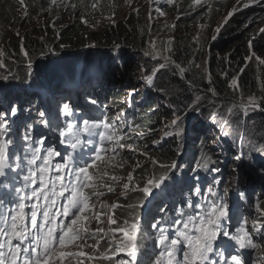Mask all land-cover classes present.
Here are the masks:
<instances>
[{"label": "snow or ice", "instance_id": "6c2138e0", "mask_svg": "<svg viewBox=\"0 0 264 264\" xmlns=\"http://www.w3.org/2000/svg\"><path fill=\"white\" fill-rule=\"evenodd\" d=\"M16 2L21 19H28L26 0ZM38 2L39 0H34V3ZM153 2L154 0H145L149 7V22L152 20ZM260 2L261 0H237V5L248 8L252 4L259 5ZM123 3L139 16L140 7H133L134 0H123ZM167 3L175 7L179 15H190L191 11L208 4V0H191L183 10L181 0H167ZM104 7L103 0H89L88 3L85 0H46V3L40 4L39 13H54L57 19L60 18L61 11L68 13L70 18L79 13L81 23L94 28L101 21L90 23L87 16L100 12L102 19L114 25L119 5L115 0H108L107 15L104 14ZM208 7L211 9V5ZM239 10L240 7L233 6L227 12L222 23L213 30L212 40L217 38L221 28ZM157 12L160 16L166 15L159 9ZM252 22L249 20L248 24ZM55 23L54 20L53 28ZM248 24L244 27L247 28ZM175 27V24L164 25L165 29ZM262 33L264 27L259 28L248 40L249 54L244 58L249 62L255 59L258 68L264 66V57L259 56L253 48L254 42ZM147 34L149 40L147 47L143 49L144 55L156 60L157 65L148 74L141 72L140 79L145 86L155 87L161 70L169 66H174L176 70L173 75L178 73L183 76L187 69L172 60L168 54L173 52L172 38L162 41L161 48L152 34L151 23ZM15 35L20 38V53L31 68L32 61L25 47L24 37L20 36L19 31ZM194 41L196 50H201L198 35L194 37ZM95 46L86 45L89 48ZM14 55L15 53L7 54L5 47L0 45V69H6V60L16 63ZM188 63L196 69L202 67L194 60ZM203 71V78L209 85L206 91L213 96L217 95L215 88L211 87V72L207 68ZM239 71L243 72L244 69ZM8 79L9 75L0 76V80ZM191 86L189 81V87ZM228 87L238 98L231 102L222 117L224 124L221 129L225 136L228 132L224 130V125L229 123L236 110L245 116L252 111H264V82L261 83L262 95L259 97L255 94L244 96L235 76ZM157 91L164 92L165 89L157 88ZM138 92L139 89L130 88L120 104L130 107L133 96ZM200 99V96L196 97L193 110L198 107ZM96 105V99H90L87 108L70 102L57 105V142L59 145H66L64 151L54 144L46 143L48 136L42 131L37 138L32 124L24 125L22 144L18 145L10 136L12 128L9 118L16 117L21 112L20 107L9 101L7 108L0 110V264H247L243 255L245 250L256 252L253 264H264V243L254 239L255 235L264 233V204L259 201L254 205L250 204L255 213L251 220V230L248 228L249 220L243 217V222L232 230L228 221L237 215L239 207L235 211L230 209L228 202L218 195L213 185H209L204 191L199 176L188 181L189 190L192 191L194 187V195L200 197L199 202L194 203L189 199L186 207L191 209L190 212L179 208L170 220H156L152 223L150 227L155 230L152 247L145 248L142 243L145 232L139 210L145 206L150 194L152 199H156L158 193L155 190L163 192L168 188L165 182L172 178L171 174L177 168V163L175 160L162 163L149 154L148 145L140 148L127 142L132 139L133 133L139 139H143L144 134L135 132L127 125L123 108L109 116L110 109L104 108L101 111L93 107ZM169 108H172L171 104ZM95 112H99V115H95ZM38 115L39 124L43 128L53 127L52 120L48 118L51 116L49 110L39 111ZM211 115L215 123L218 113L213 112ZM181 120L182 117L174 111L173 118L164 122L159 130L149 129L150 133L159 131L161 134L160 139L152 140V144L159 145L167 137H183L186 129L181 126ZM85 147L89 148L87 154L83 152ZM259 150L264 153V144L260 145ZM125 152L130 155H123ZM135 155L143 156L151 163L153 171L150 174L134 175L137 169L143 168L139 160L131 166V171L126 176L109 174V167L123 169L131 156ZM56 157L60 158L59 161L55 160ZM235 159L240 161L242 154ZM215 163L211 155L204 154L196 164V169L220 172L218 167H210ZM214 184H219L215 178ZM224 192L227 194V188ZM108 193L113 194L117 201L120 198L131 200L133 194L138 195L135 201L129 203L108 204L103 200ZM239 195L241 199L246 198L243 192ZM117 209L127 213L122 223H118L116 218ZM93 220L96 221L94 229L90 227ZM222 237L225 238V243L220 246L217 242ZM101 241L105 242L106 247H102ZM214 256L218 259L214 260Z\"/></svg>", "mask_w": 264, "mask_h": 264}, {"label": "rangeland", "instance_id": "374dc122", "mask_svg": "<svg viewBox=\"0 0 264 264\" xmlns=\"http://www.w3.org/2000/svg\"><path fill=\"white\" fill-rule=\"evenodd\" d=\"M115 2L117 3V5H119V7L116 10V15L114 17L116 23L118 21H124L125 19L131 18L133 16H134V19L138 21L139 24L146 26L147 29H149V23H151L152 34L156 38L157 45L161 48L163 47V44L161 42L166 41L169 37L173 39L178 29H181L182 31L186 30L193 42H195L194 37H197V35L199 36V44L200 46H202L201 53H200L201 55L205 51L208 54L209 52L208 50L211 49L215 43L219 42L220 33L231 22L232 18H234L235 16L239 15L242 12L249 10L251 7L253 8L256 6V4H252L250 5V7H248L249 9L242 8V6L237 5V0H233L231 5L227 6L225 9H221L218 15H215L217 12V10L215 9H213L211 13L209 12L203 13L202 7L197 8L195 11H191L190 15H179L175 7H173L172 5H169L167 3V0H154V2L151 5L152 20L149 22V20L147 19L149 7L145 4V0H134L133 7H137V6L140 7L139 16H137V14L133 12L129 7L125 6L123 3V0H115ZM208 3H209V0H208ZM233 6L240 7V10L236 12L229 19V22L221 28L220 33L217 34V38L215 40H212L211 37L214 34L213 30L219 24L222 23L224 17L227 15V12L231 10ZM182 8L181 10H183ZM157 9H159L160 12L166 13V15L160 16L159 12H157ZM103 11L105 15L108 14L109 10L107 6L104 7ZM178 15H179V19L176 18ZM73 17L79 18V13H77L75 16H72L71 18ZM69 19H70V15L68 13H65L64 11H61L59 19H57L56 16H53L52 14H48V13H38L37 15L32 16V13L29 12L28 19L23 20L21 19V13L18 11V13L14 17L0 21V45H3L5 49L8 47L10 48L12 47V44L15 45L17 43H20V38L15 35L17 31H19L21 37H24L29 31L33 30L34 28H38V27H41L42 34L41 36H36L35 38L44 40L45 42H47V44H52V42L47 41L48 40L47 36L49 35L48 34L49 32L47 31V27L49 29L55 30L57 26L68 22ZM87 19L89 20L90 23H94L95 20L101 21L96 27L94 28L89 27L92 32H99L103 28L113 25V24H110L107 20L102 19L100 12H97L94 16L92 15L87 16ZM54 20L56 21L55 28L52 27V22ZM246 20H248V18L244 20V23L241 22L243 27L245 24H247L245 23ZM258 21H259V18H257V20H255L250 25H248L249 30L248 32H246V34L248 35L245 36L247 37V39H243L241 41L238 49H237L238 46L236 45L232 46L233 48L232 51H235L234 55L236 53L240 54V57H237V59L235 60V64L237 65L242 59V61H244V66L241 69L245 68L247 71H249V73H252L255 76L254 78L255 84L252 87L244 88L243 86L240 85L244 96H248L249 94H255L257 97H259L262 95L260 89H261V83H262L261 80H262V76L264 73V66H261L258 68L255 59H253L251 62L246 61L244 59L245 56L249 54L248 43H247L248 40L254 34H256L258 29L261 27L260 25L258 26V24L257 25L255 24V22L258 23ZM165 24H168V25L175 24L176 27L174 29L172 28L165 29L164 28ZM201 26H204V27L201 28ZM148 40H149V36H148ZM235 43H239V42H233V44ZM89 44L97 45L99 43H94V42L86 43V45H89ZM227 44L230 45L231 43L229 42ZM86 45L83 49H80L70 54L71 58H75V64L72 66V68L80 64L81 62L80 64V68L82 67L80 71L81 73L86 71L87 69L89 70V67H87V65L83 63L84 53H90L94 55L95 57L102 56L101 59H98V61L96 59V61L97 62L100 61L99 64L107 66L110 69L116 67V70H117L118 67L121 68L123 67V65L125 66L126 64L124 68H121L120 70L121 72L118 71L120 73L118 74V76L121 80V83H119V85H121V88L120 90H117V92L119 91L117 93L118 97L116 98L117 100L114 103L115 104L114 112L118 111L119 108L124 109L125 114H126V122H129V120H131L132 117L134 116H139L143 109L145 110L152 109L153 115H154L152 120L155 119V116H159L160 118V119L154 120V122L152 121L151 123L152 128L150 129L159 130L162 127V124L164 122L170 121L173 118L174 111L176 114L182 117L181 126L186 129V134L183 137H180V138L167 137L159 145H153L152 140L160 139L161 134L159 131L150 133L148 129V132L146 133L144 132L145 134L143 136V139L139 141L141 145H136L137 147L143 148L145 144L144 142H148L154 148V151L151 154L150 153L149 154L157 157L159 161L161 162V159H163V155L166 152H168L169 150H172L173 148L179 145L182 150L180 152L177 151L175 161L177 164L180 163V165H182V164H186L185 161H187L190 158L198 142L201 139H206L207 147L204 146L206 153L211 155V157L217 156V160L215 161L216 163L214 167H218L220 169L222 176L224 175V172L228 173L227 174L228 178L226 179V182L222 184V187H221L223 190L222 193L224 195L226 194L224 192L223 186L226 187L227 185L230 187V184L232 182H233V187L238 183L241 184L244 182L245 183L244 186H246L245 188L247 190L249 188V183L251 182L253 183L254 181L255 182L254 193L256 192V190H258L259 187L264 188V175H261V171H257V166L255 167L253 166V162H255L253 158L257 159L259 155L264 156V153H261V151L259 150L260 145L264 144V141H262V138H261V139H253L254 141L252 145H248L247 143H245V141H247L246 139H249L250 137L247 134L252 133L253 135H255L256 125L254 124H255L256 117L259 116L258 114L259 112L263 114L264 111H252V112H249L245 116L243 115L242 112H240L239 110H236L235 115L230 117L229 123L227 125H224V130L228 132V135L225 136L221 129V125L224 124L222 117L226 114L227 109L231 106V102L234 100L233 98H232L233 100L228 98L230 102L227 104H223V101H228L227 98L226 100L218 99L216 96H211V98H209L210 96H207V94L205 96L203 94L196 92L194 96L195 100L197 96H200L201 99H200L199 105L196 108V110H193L192 108L193 103L189 104V101H188L186 102V104H184L181 100L174 102L170 100L169 95L165 94V92L157 91V88H162L164 84L163 83L164 77L166 75L168 68L161 70V73L159 74L158 78L155 81V87L150 88V87L145 86V83L140 79L141 72L143 71L145 74H148L149 71L153 68V66L157 65V61L153 60L149 56H145L144 52H143L142 59H139L138 56L136 55H126L124 53L121 54L116 47L115 49L111 47L99 48L101 49L99 51H97V49H93L94 51H96L95 52L96 54H95V53H91L92 50H90L89 47H86ZM253 50L259 56L264 57V44L260 43L258 39L254 42ZM52 51L53 50H50L49 51L50 54L47 55L46 53L42 55L40 58L41 59L45 57L60 58V56L64 55V54H56V53L51 54ZM223 55L226 56V53ZM93 60L95 62L94 57H93ZM120 60H123V61H120ZM120 62H123V63L125 62V63L123 64ZM160 62L162 63L163 60H160ZM207 62L208 61L206 59L200 64L202 65L201 69H197L202 75L204 74L203 69L207 68ZM48 65L49 66L53 65L55 66V68L57 67L56 63L48 64ZM129 66L133 67V74L135 75L131 76L128 74L127 69ZM31 68H32V65H31ZM31 68H29L28 65L25 66V69H31ZM25 69H23V71H25ZM62 70H63L62 68L58 67L57 74L64 75ZM90 72L96 76H99L95 67H91ZM5 73L9 75V79L6 81L0 80V98H2L0 101V110H3L4 108H7L8 106V102H7L8 100L6 98H3L4 95H6L5 89H7L8 87H12L14 89L10 94L16 93L18 95L17 97H14L15 100L13 104L18 105L19 98L22 96V97H25L23 98L24 102L29 101V105L32 108L36 109V104L32 100V95L34 92L41 93L43 91V89L34 87L35 83L38 81H36L34 77H32L31 80L29 79L24 80L23 77L18 74V72L16 73L12 71V73H9L7 69H0V76L7 75ZM257 77H260V79L258 80ZM112 79H113L112 77L107 76L106 82H103L102 80H95V81L90 80L87 85H88V88L90 89L98 88L99 89L98 93L104 94L106 88L108 89V87H110ZM230 81H231V78L228 80V84ZM42 88H44L45 90L46 89L49 90L48 87H46L45 85L42 86ZM130 88H137L139 89V92L138 94L133 96L132 104L129 107L126 104H120V101L126 97L127 92ZM50 90H53V87L50 88ZM72 93L78 94V90H74L72 91ZM56 97L58 96H55V98ZM110 98H111V95L108 98H106V101L104 102L105 103L109 102ZM78 99L82 105L86 106V103L82 96L79 97ZM215 100H217V102H214ZM169 104L172 105L171 109L169 108ZM213 112L218 113V115L215 117V121H216L215 123L213 122V117L211 115ZM238 115L239 117H237ZM9 119H10V122L13 121V117H10ZM44 130L46 131L48 138L52 139L54 143L59 144L57 142L58 131L55 128V125H53V127L50 129L45 128ZM262 135L263 134H260L259 137H261ZM245 136H246V139H245ZM242 147L244 148V152H243ZM245 152L247 155L244 154ZM241 154H242V161L244 162L245 160L243 159L247 157L246 162L249 163L250 167H253V172H251V174L248 173L247 174L248 176H246V178H242L240 174H241V169L243 171L248 166L247 165L241 166L242 165L241 160L237 161L235 159L237 155H241ZM123 155L129 156L130 154L125 152ZM119 159L120 158L118 157L117 160ZM137 160L141 162V164L143 165V169L146 165H148L149 167L148 170L150 174L153 166L151 165L149 161H147L145 157L139 156V155L131 156V159H129V163L126 164L123 169H119V168L114 169L112 167H109L107 170L109 174H117L121 176H126L127 172L131 171V166ZM97 163H100V162H97ZM233 169H236V171L234 172ZM199 171L200 170H197V172ZM259 191L261 193H264V190H259ZM187 192H188V187L186 191L184 192V194ZM150 196L152 195L150 194ZM234 197L237 198V192H234ZM136 198H137V195H135L134 197H131V200H127L126 202L135 201ZM226 198H227L226 201H229V199L231 198V194L226 196ZM122 199L123 198H120L119 201H121ZM104 201H106L108 204H111L113 202H118L116 200V197L111 193H108L105 196ZM229 207L231 209L230 205ZM241 211L242 212H239L241 213V217H244L245 215L246 216L252 215L253 218L255 217L254 211L252 209H249L248 205L245 206L244 209ZM146 213L147 214L151 213L150 208L146 211ZM157 215H158V212H157ZM101 219H103V217ZM122 222L123 221H121V223ZM239 223H241V221ZM90 227L94 228V226L92 225H90ZM112 227H115V225H113ZM255 240L257 242H260V239H255ZM104 247H106L105 243H104ZM255 259L256 257H254V261Z\"/></svg>", "mask_w": 264, "mask_h": 264}, {"label": "trees", "instance_id": "16d2710c", "mask_svg": "<svg viewBox=\"0 0 264 264\" xmlns=\"http://www.w3.org/2000/svg\"><path fill=\"white\" fill-rule=\"evenodd\" d=\"M73 2H78V0H73ZM85 2L88 3L89 0H85ZM190 2L191 0H181V4L183 7L182 9H186L187 5ZM232 2L233 0H209V3L202 7V12L211 13L213 9H215L217 10L215 15H218L221 9H225L227 6L231 5ZM42 3H46V0H39L38 3H34V0H26V4L28 5L29 12L32 13V16H35L39 13V7L40 4ZM103 3L105 6H107L108 0H103ZM208 5H211V9H209ZM17 13H18V4L16 0H0V21L14 17ZM52 15L56 16L54 13ZM246 18H248V20L245 21V23L247 24L249 20H252L254 22L255 20H257V18H259L258 23L255 22V24L264 27V0H261L259 5H256L253 8L251 7L249 10L242 12L239 15L232 18L231 22L220 33L219 42L215 43L213 47L208 50L209 51L208 54L205 51L201 55L200 54L201 50H196L197 45L195 42L192 41L191 37L189 36L186 30L182 31L181 29H178L176 31L174 38L172 39L173 52L168 54L171 56L172 60H174L176 63L181 64L183 67L187 69V71L183 76H181L178 73L176 75H173V72L176 71L174 66H170L168 68L166 75L164 77V82H163L164 84L162 88L165 89L164 92L165 94L169 95L171 101L177 102L181 100L184 104H186V102L188 101L189 104L193 103L195 101L194 96L196 92L203 94L205 96L207 94V96H210L209 98L213 96L210 92L206 91L209 85H208V81L203 78L204 74L202 75L195 67H190L188 63L190 60H194L196 64H201L203 61L207 59L208 61L207 69L208 71L211 72L212 75L211 87L215 88L217 92V95L215 96L218 99L226 100V98L227 99L238 98L237 95L234 94L233 91L228 87V80L230 78L232 79L233 76L238 78L239 84L244 88L252 87L255 84V80H254L255 76L252 73H249V71H247L245 68L243 72L239 71L244 66V61H242L241 59V61L236 65L235 60L237 59V57H240V54L236 53L234 55L235 51H232L233 49L232 46L236 45L238 46L237 47L238 49L241 41L243 39H247V37L245 36L248 35L246 34V32H248L249 28L248 27L244 28L243 25L241 24V22L244 23V20ZM47 31L49 32L48 33L49 35L47 36L48 39L47 41L52 42V44H47V42H45L44 40L35 38L36 36H41L42 34L41 27L34 28L33 30L29 31L26 34V36H24V44L27 51L29 52L33 69L32 68L25 69L27 62L23 57V55L20 53V48H19L20 43H17L15 45L12 44V47L6 48L7 53L9 55L11 53H15L13 59L17 61L16 63H13L12 60L5 61L7 65L6 69L9 71V73H12V71L16 73L18 72V74L22 76L24 80H28V79L31 80V78L34 77L35 80L38 81L36 82V86H37L40 83L43 84V82L40 81L43 78L44 81H53L54 79L57 80L59 76H66V75L57 74L58 67L63 69L62 72L64 74L70 75L73 69L72 66L75 64V58H71L70 54H72V52L84 48L86 43L88 42L99 43L96 45L98 48L111 47L115 49L116 47L121 54L124 53L126 55H136L138 56L139 59L143 58V52H144L143 49L147 47V42H148V34H147L148 29L146 28V26L139 24L138 21L134 19V16L125 19L124 21H118L114 25L105 27L99 32H92L88 26L81 23L78 17L70 18L68 22L57 26L55 30L49 29L47 27ZM257 39L260 43L264 44V33L260 34ZM229 42L231 43L230 45L227 44ZM233 42H239V43L233 44ZM61 45H64L65 47H61ZM50 50L54 51V53L51 54L56 53V54H64V55L60 56V58L57 57H45L43 59L40 58L42 55L46 53L47 55L50 54L49 53ZM225 53L226 56L223 55ZM87 54L90 55V53ZM54 63H56L57 66L56 68L53 65L50 66L48 65ZM125 66L123 65V67ZM92 67H95L97 69L99 78L103 76L102 71L99 68H97L98 67L97 65H93ZM114 68L116 70V67ZM23 69H25V71H23ZM127 70L129 75L131 76L135 75L133 74V67L129 66ZM117 71H119V67L117 68ZM117 71H114L110 77L114 78L115 75L118 76L119 73ZM222 73H227V75L225 76ZM71 79L76 81L78 80V76H73ZM189 81L191 82L192 85L191 87H189ZM261 82H264V73ZM117 89L118 88H116L115 91ZM13 90L14 89L12 87H8L7 89H5V94H6L5 96L7 97L8 94L11 93ZM35 97L40 100L38 102V108L42 109L41 106H43V101L41 94H35ZM117 97H118L117 92L113 93V97H111V104H109L110 106L115 105L114 103L117 100L116 99ZM180 98H182L183 100ZM229 99L228 101H223V104L229 103L230 102ZM214 102H217V100H215ZM258 114L259 116L256 117L254 124L256 125L255 135H253L252 133L247 134L250 136L249 139H246L245 136V139L247 140L245 141V143H247L248 145L253 144L254 141L253 139L262 138V141H264V136H263L264 112L263 114L260 112ZM153 116L154 115L152 109L149 110L143 109L139 116L132 117V119L129 122V126L132 129H134L135 132L145 134L146 132H148V129L152 128L151 126L152 121L154 122V120L160 119L159 116H155V119L152 120ZM237 117H239V115ZM260 134L263 135L259 137ZM140 140L141 139H137L136 135L133 133L132 139L127 140V142L132 143L134 145H141L139 142ZM144 143H145L144 145H148V152L151 154L154 151V148L148 142H144ZM206 145H207L206 139H201L196 145V148L192 152L190 158L187 160L189 164H184L185 167H183V165L181 167L179 166V168L176 171V174L177 173L180 174L183 171L184 173H186L187 171L190 172L195 162L199 160V157L204 154H207L204 148V146ZM181 150L182 149L179 145L173 148L172 150H169L163 155V159H161V162L170 163L171 161L175 160L177 151L180 152ZM214 159L215 158H213V160ZM148 169L149 167L148 165H146L144 169L143 168L137 169L134 175L135 176H140L141 174L148 175L149 174ZM174 176L175 173L173 172L172 177ZM257 199L261 204H264L263 194H259ZM103 200H105V197L103 198ZM126 201L127 200L125 199L121 200V202H126ZM120 211L121 210H119L118 212ZM139 211L141 215L142 209H140ZM162 211L164 214H162L159 220H161L162 222L170 220L171 216L167 214V211L165 210ZM124 216L125 214H122L121 217ZM119 217H117L119 221H123ZM91 225L94 226L95 228L96 221L93 220L91 222ZM143 230L145 232V236L142 240V243L145 248H151L155 230H153L150 226H147ZM256 238L260 239V242L264 243V233L257 234ZM103 243L104 241L101 242V245Z\"/></svg>", "mask_w": 264, "mask_h": 264}, {"label": "clouds", "instance_id": "9594fccd", "mask_svg": "<svg viewBox=\"0 0 264 264\" xmlns=\"http://www.w3.org/2000/svg\"><path fill=\"white\" fill-rule=\"evenodd\" d=\"M81 69H82V67L80 68V64H78L75 67H73L72 71L75 70L76 71L75 73H80V74H75V73L74 74H70V75L64 74L66 76H59L57 78V80L54 79L53 81H44V80H42L43 84L40 83L37 86H36V83H35V85H34L35 88L43 89V91L41 93L34 92L33 95H32V100L36 104V109L32 108L29 105V101H26L24 106L22 107L21 104H20V101H21L20 98L22 97L21 96L19 98V101H18V103H19L18 105H19V107L21 109V112L18 113L17 117H15L13 119H16L15 121H17V119L25 121V122L29 121V120H27L25 118V115L28 113L27 112L28 108L31 109L34 112V115L39 117V115H38L39 111H43V110L47 109V110H49L51 112L52 109H53V106H55V113H56L57 105L58 104H62L64 102H70V103H72L74 105L80 106L82 104H81V102L79 101L78 98L81 97V96L83 97V99H84V101L86 103V106L83 105L85 108H87V106H89L90 99H96L97 100V105L93 106V107L99 108L101 111H103L104 108H108V109H110V111L108 112V115L112 116L115 113L114 112L115 105L114 106H110L109 105V104H111V99H110L109 102L105 103L104 101H106V98H108V97H105L103 93H98L99 92L98 88L90 89V88H88V85H87L90 80H93V81L102 80L103 82H106V77L105 78H99L98 76L92 74L88 69L81 73L80 72ZM73 76H78V80H76V81L74 80L75 82H72L71 78ZM115 77H116V75H115ZM118 79L120 80L119 76H118ZM116 80H117V77L113 78L111 80L110 87H108V89L106 88L105 93L113 94V93L117 92V90H120L121 85H119V83L116 82ZM44 85L46 87H48L49 90H47V89L45 90L44 88H42V86H44ZM52 87H53V90H50V88H52ZM116 88H118V89L115 91ZM74 90H78V94H73L72 91H74ZM35 94H41L42 101H43V106H41L42 109L38 108V102L40 100L35 97ZM8 96L12 97V98H9ZM8 96L6 97L4 95L3 98H6L8 100L7 102L12 101V103H13L14 100H15L14 97H17L18 95L16 93H13V94L9 93ZM55 96H58V97L55 98ZM1 99L2 98H0V101H1ZM94 114L95 115H99V112H95ZM129 122H130V120H129ZM129 122H126L128 126H129ZM55 124H56V121L52 120V125H55ZM36 126L39 127V126H42V125L38 124ZM201 157L202 156L199 157V160H197L194 165H196L200 161ZM212 158H215L214 160H217V156L216 157H212ZM185 163L189 164V162H187V161H185ZM179 165H180V163L177 164V168L175 169L176 171L179 168ZM182 165H183V167H185L184 164H182ZM182 165H180V167ZM194 165H193V168H195ZM175 170H173L174 173H175ZM152 171H153V168H152L151 172ZM135 195L136 194H133L132 196L134 197ZM125 203H127V202H123V204H125ZM118 213H119V216H120L119 218L121 220H123L127 216V213L122 211V210L120 212H118ZM122 214H125V216L121 217Z\"/></svg>", "mask_w": 264, "mask_h": 264}, {"label": "bare ground", "instance_id": "6f19581e", "mask_svg": "<svg viewBox=\"0 0 264 264\" xmlns=\"http://www.w3.org/2000/svg\"><path fill=\"white\" fill-rule=\"evenodd\" d=\"M83 49V48H82ZM93 49H97V51H99L100 49L99 48H97V47H91L90 48V50H92V52L91 53H95L96 51H94ZM52 53H54V51H52ZM96 54V53H95ZM83 63L85 64V65H87V67H89V71H90V68L93 66V65H97L98 67L97 68H99L101 71H102V74H103V76L102 77H100V78H105V77H107V76H111V74L114 72V71H117V70H115V68H108L107 66H104V65H102V64H99L100 63V61L99 62H97L98 61V59H101V57L102 56H99V57H95L94 55H92V54H90V55H88L87 53H85V54H83ZM93 57H94V59H95V62H94V60H93ZM96 59H97V61H96ZM93 62V63H92ZM110 63V62H109ZM80 64H81V62H80ZM90 64V65H89ZM107 64V63H106ZM121 68H124V67H121ZM121 68H119V71L121 70ZM97 70V69H96ZM76 71L75 70H73L72 71V73L71 74H74ZM98 72V71H97ZM118 72V71H117ZM121 72V71H120ZM125 72V71H124ZM119 73V72H118ZM78 74V73H77ZM120 74V73H119ZM113 78V77H112ZM114 78H116V77H114ZM72 80V79H71ZM72 82H75L74 80H72ZM116 82H118V83H121V80H116ZM115 82V83H116ZM110 92V91H109ZM95 94V93H94ZM111 95V97H113V94H110V93H105L104 92V96L105 97H109ZM89 96V95H88ZM23 98H25V97H21L20 99H21V101H20V104H21V106L23 107L24 106V104H25V102H24V100H23ZM111 99V98H110ZM88 100V99H87ZM27 112H28V114H34V112L31 110V109H29L28 108V110H27ZM51 113V116L50 117H53L56 113H55V106H53V109H52V111L50 112ZM41 128H43L42 126H40ZM39 128V127H38ZM243 148V147H242ZM243 152H244V148H243ZM246 153V152H245ZM244 153V154H245ZM247 158V157H246ZM246 158L245 159H243V160H245L244 162L242 161V159H241V162H242V166H245V165H247L248 167H246L243 171H241V174H240V176L243 174V173H250V172H253V168L252 167H250L249 166V163L248 162H246ZM254 159V161L255 162H253V166L255 167V166H257L256 164H259V166L261 167H263L264 168V156H262V155H259L258 157H257V159H255V158H253ZM250 160V159H249ZM243 168V167H242ZM260 184H262V183H260ZM252 185H253V188L255 187L254 185H255V182L253 181V183H252ZM183 190H186L185 188L183 189ZM180 197V195H175V196H172V198L169 200V201H171L172 199L173 200H176V199H178ZM148 208H149V206H148ZM116 217H119V213L117 212L116 214ZM117 220H118V222L119 223H121V221H119V219L117 218ZM248 220H251V219H249V217H248Z\"/></svg>", "mask_w": 264, "mask_h": 264}, {"label": "water", "instance_id": "95a60500", "mask_svg": "<svg viewBox=\"0 0 264 264\" xmlns=\"http://www.w3.org/2000/svg\"><path fill=\"white\" fill-rule=\"evenodd\" d=\"M97 47V46H96ZM98 48V47H97ZM101 50V49H100ZM72 53H74V52H72ZM76 53H78V52H76Z\"/></svg>", "mask_w": 264, "mask_h": 264}]
</instances>
